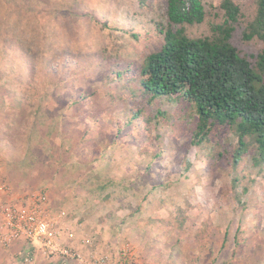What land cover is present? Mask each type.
Masks as SVG:
<instances>
[{
  "label": "rangeland",
  "instance_id": "1",
  "mask_svg": "<svg viewBox=\"0 0 264 264\" xmlns=\"http://www.w3.org/2000/svg\"><path fill=\"white\" fill-rule=\"evenodd\" d=\"M221 1L201 0L205 20L188 37L211 35ZM234 1L231 44L254 63L264 46L242 39L254 0ZM166 28V0H0V202L44 193L74 255L28 264H264V169L251 151L234 167L235 127L214 125L199 143L193 104L142 89ZM179 209L183 233L148 235L152 219L176 225ZM10 250L0 264H23L6 261Z\"/></svg>",
  "mask_w": 264,
  "mask_h": 264
},
{
  "label": "trees",
  "instance_id": "2",
  "mask_svg": "<svg viewBox=\"0 0 264 264\" xmlns=\"http://www.w3.org/2000/svg\"><path fill=\"white\" fill-rule=\"evenodd\" d=\"M218 10L223 18L211 25V35L190 38L185 26L199 25L206 17L201 0H166L168 28L161 31L163 44L147 56L140 70V83L150 98L181 96L195 106L198 117L194 137L199 143L214 125L235 127L238 140L233 152L234 167L251 151L252 165L263 170L264 49L254 63L242 56L231 44L236 25L243 20L238 4L234 0H222ZM242 39H257L264 46V0L253 1L252 15L245 20ZM137 116V112L130 115L124 126H131ZM174 213L176 225L162 218L152 219L154 226L148 235L155 237L165 226L183 233L186 218L181 209ZM150 241L158 244L166 240Z\"/></svg>",
  "mask_w": 264,
  "mask_h": 264
},
{
  "label": "built area",
  "instance_id": "3",
  "mask_svg": "<svg viewBox=\"0 0 264 264\" xmlns=\"http://www.w3.org/2000/svg\"><path fill=\"white\" fill-rule=\"evenodd\" d=\"M46 201V195L40 193L25 203L0 202V249L10 250L21 243L22 251L16 254L19 263H30L37 253L47 258L59 253L67 258L74 257L70 251L60 248L59 232L52 228L53 220L48 215ZM106 259L100 258L101 261Z\"/></svg>",
  "mask_w": 264,
  "mask_h": 264
},
{
  "label": "crops",
  "instance_id": "4",
  "mask_svg": "<svg viewBox=\"0 0 264 264\" xmlns=\"http://www.w3.org/2000/svg\"><path fill=\"white\" fill-rule=\"evenodd\" d=\"M22 250V245H21V243H17V244H15V245H13V247L11 248V250H10V253L8 252V259L6 260V261H11L12 260V258H13V254L14 255H16L19 251H21ZM10 259V260H9Z\"/></svg>",
  "mask_w": 264,
  "mask_h": 264
}]
</instances>
